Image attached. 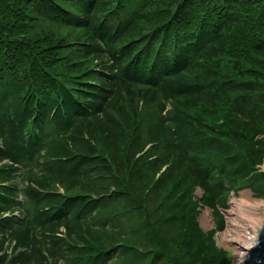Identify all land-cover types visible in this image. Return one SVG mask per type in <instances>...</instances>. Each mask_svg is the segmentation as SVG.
<instances>
[{"label":"trees","instance_id":"1","mask_svg":"<svg viewBox=\"0 0 264 264\" xmlns=\"http://www.w3.org/2000/svg\"><path fill=\"white\" fill-rule=\"evenodd\" d=\"M263 154L264 0H0V264H230Z\"/></svg>","mask_w":264,"mask_h":264},{"label":"rangeland","instance_id":"2","mask_svg":"<svg viewBox=\"0 0 264 264\" xmlns=\"http://www.w3.org/2000/svg\"><path fill=\"white\" fill-rule=\"evenodd\" d=\"M256 172L264 174V154L262 156L261 163L256 166L255 173ZM244 187L245 188H243L241 191H238L237 193H234V192L229 193L227 202H226V208H224L225 206H216V208H210V207L203 206V207L197 208L198 213H199L197 217V222H198L199 227L204 233L210 232V231L214 232L213 241L217 247L227 251V254L231 259L230 264H239V263H236V259L234 257L235 251L233 250V248L229 245L223 244L220 235L222 234V236H224L226 232L225 230L227 229V216H228V213L233 210L232 200L233 199L237 200L238 203H242L244 201L250 200V201L261 204V207L255 212V215H254V217L258 220L257 225L254 227L256 232L260 231L262 227V223L264 221V197L256 198L253 196V192L251 191L250 188H248V186H244ZM57 191L59 193H64V190L61 187H57ZM193 195L201 197L202 193L200 190L197 189L193 193ZM248 204H249V201H248ZM236 211L240 215L239 221L242 224L243 222H245L244 220H247L245 211L243 210V208H239V207L236 208ZM241 224L239 223L240 226H242ZM242 262L243 261H241L240 264Z\"/></svg>","mask_w":264,"mask_h":264},{"label":"bare ground","instance_id":"3","mask_svg":"<svg viewBox=\"0 0 264 264\" xmlns=\"http://www.w3.org/2000/svg\"><path fill=\"white\" fill-rule=\"evenodd\" d=\"M249 201V204H248ZM233 210L227 216V229L224 236L220 235L223 244L229 245L235 251L236 263L245 260L252 247H254L259 232L255 231V226L258 220L254 217L255 212L261 207L260 203L250 200L238 203L237 200H232ZM243 208L247 220L241 224L239 214L236 208ZM239 223L242 225L240 226ZM263 224V223H262Z\"/></svg>","mask_w":264,"mask_h":264},{"label":"water","instance_id":"4","mask_svg":"<svg viewBox=\"0 0 264 264\" xmlns=\"http://www.w3.org/2000/svg\"><path fill=\"white\" fill-rule=\"evenodd\" d=\"M241 264H264V221L258 239Z\"/></svg>","mask_w":264,"mask_h":264}]
</instances>
